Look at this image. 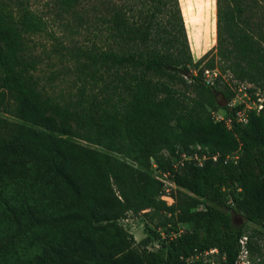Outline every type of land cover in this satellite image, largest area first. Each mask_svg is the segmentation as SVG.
I'll list each match as a JSON object with an SVG mask.
<instances>
[{"label": "trees", "instance_id": "trees-1", "mask_svg": "<svg viewBox=\"0 0 264 264\" xmlns=\"http://www.w3.org/2000/svg\"><path fill=\"white\" fill-rule=\"evenodd\" d=\"M54 1L93 42L105 45L82 55L90 74L113 69L120 81L117 100L62 105L40 93L21 53L23 33L42 22L22 0L16 15L0 3V111L17 119L0 116V264H185L190 255L196 257L187 264H234L244 224L264 229V99L245 124L231 121L227 128L205 114L202 99L209 97L215 109L222 106L216 94L226 101L229 92L190 69L177 0ZM251 14L237 0H215L211 51L235 78L264 90V19ZM147 71L184 75L201 100L188 107ZM193 144L206 155L200 163L180 159L197 153ZM164 149L175 150L180 164L173 165ZM130 153L146 164L152 159L190 193L179 209L188 227L168 239L157 234L160 250L145 248L148 237L137 241V249L117 223L127 211L148 209L166 211L160 224L170 226L177 209L157 198L161 185L146 164L137 168L115 155ZM197 203L200 208L189 209ZM233 214L242 222H234ZM26 238L37 242L35 252L14 251L13 240ZM208 254L217 263L201 260Z\"/></svg>", "mask_w": 264, "mask_h": 264}, {"label": "rangeland", "instance_id": "rangeland-1", "mask_svg": "<svg viewBox=\"0 0 264 264\" xmlns=\"http://www.w3.org/2000/svg\"><path fill=\"white\" fill-rule=\"evenodd\" d=\"M20 0H0L8 9L16 15V3ZM26 2V6L39 18L42 24L38 30L23 33L22 57L28 63V73L36 83V89L47 97L50 101L58 102L62 105L72 104L77 99L83 101L86 105L91 100L97 103H103L106 100L116 101L117 91L120 81L111 74L112 70L107 69L100 76L99 73L90 74L89 69L84 63L82 52L85 49L104 48L100 41L95 39L96 43L91 40V35L83 28L78 27L73 22L70 15L58 11L57 4L54 0H22ZM179 4L180 14L183 20L185 37L188 45V51L191 59L190 69L193 73L204 69L213 70L215 77L213 86L220 90L226 88L229 97L232 95L235 85L240 82H248L254 87L256 82L246 79H237L232 72L225 68L222 63L213 56L211 48L215 45V0H177ZM237 3L245 9H250L251 15L264 19V0H237ZM248 11V10H247ZM60 13V14H59ZM248 13V12H247ZM147 74L153 80H159L167 83L174 88L180 96L188 101V107H193L194 101H200L201 96L191 82L181 74H155L147 71ZM214 101L221 103L220 95L216 94ZM211 99H202V109L206 115H210L212 111ZM0 116L7 121H17L10 112L0 111ZM81 144L104 150L84 140L77 139ZM190 147L199 153L202 148L200 144H193ZM172 162L177 166L180 159L175 150H162ZM117 157L125 160L137 168L143 167L146 163L135 159L133 153L129 156L115 154ZM148 171L160 182L159 193L157 198L162 199L166 205L175 204L177 209L171 213L170 226L160 224V221L166 211L149 212L148 209H142L137 213L127 211L123 217L117 220L135 240V247L141 249V244L137 241L144 237H148L145 248L152 250H160V240L156 241V235L168 239L177 235L181 230L188 227V223L180 220L181 204L184 197L190 193L175 184H173L165 174L156 169L153 160L147 162ZM1 188H4L0 184ZM6 195L11 200L10 190L6 187ZM4 197V191L0 193ZM230 201L229 197H227ZM0 200V211L4 206ZM200 208V204H195L191 208ZM192 208V209H193ZM234 222H242L236 215H232ZM243 232L250 239L251 264H256L261 260L264 264V229L259 225L246 222ZM37 242L29 241V238L16 242L13 240L14 251L22 253H33L36 250ZM202 261H213L217 263V257L214 255H202Z\"/></svg>", "mask_w": 264, "mask_h": 264}, {"label": "built area", "instance_id": "built-area-1", "mask_svg": "<svg viewBox=\"0 0 264 264\" xmlns=\"http://www.w3.org/2000/svg\"><path fill=\"white\" fill-rule=\"evenodd\" d=\"M202 77L207 84H213L215 72L213 70L204 69ZM264 99V90L259 87H254L248 82H240L235 85L232 95L224 104L217 110L210 113L213 122L222 123L229 128L230 122L234 121L237 124H245L248 120V115L251 111L258 112L262 108V101ZM227 109L231 111V115L227 114ZM204 153H193L191 156L181 155L180 159H194L197 163L205 157ZM212 159L216 158L213 154ZM228 155H226V158ZM234 156H232L233 158ZM247 236L241 234L237 239L238 252L234 260V264H251L248 256ZM215 249H210L209 252H215ZM195 256L190 255L184 258L185 264L191 261Z\"/></svg>", "mask_w": 264, "mask_h": 264}, {"label": "water", "instance_id": "water-1", "mask_svg": "<svg viewBox=\"0 0 264 264\" xmlns=\"http://www.w3.org/2000/svg\"><path fill=\"white\" fill-rule=\"evenodd\" d=\"M224 104V101H221L220 105H223Z\"/></svg>", "mask_w": 264, "mask_h": 264}]
</instances>
